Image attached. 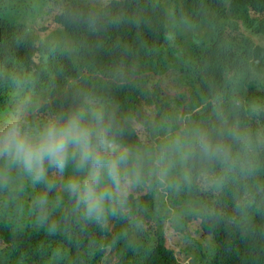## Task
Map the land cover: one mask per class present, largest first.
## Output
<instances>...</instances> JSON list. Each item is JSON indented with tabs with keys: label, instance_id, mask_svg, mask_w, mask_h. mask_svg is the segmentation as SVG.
Segmentation results:
<instances>
[{
	"label": "trees",
	"instance_id": "1",
	"mask_svg": "<svg viewBox=\"0 0 264 264\" xmlns=\"http://www.w3.org/2000/svg\"><path fill=\"white\" fill-rule=\"evenodd\" d=\"M263 78L264 0H0V113L43 120L90 102L117 139L150 145L181 122L264 126ZM259 165L218 192L134 189L101 221L73 211L67 169L49 172L50 190L13 172L0 186V264H264V155ZM245 183L260 187L241 209Z\"/></svg>",
	"mask_w": 264,
	"mask_h": 264
},
{
	"label": "clouds",
	"instance_id": "2",
	"mask_svg": "<svg viewBox=\"0 0 264 264\" xmlns=\"http://www.w3.org/2000/svg\"><path fill=\"white\" fill-rule=\"evenodd\" d=\"M259 111L252 105V114ZM117 127L102 105L90 102L43 120L29 119L21 108L0 113V186L15 172L50 190L55 182L49 172L64 175L67 169L62 187L73 211L101 221L126 211L129 193L137 188L176 191L196 184L218 192L229 182L247 181L264 155V126L205 129L181 122L150 145L122 142ZM259 187L245 183L238 207L246 208ZM48 203L46 194L35 200L41 218ZM195 210L211 211L203 204Z\"/></svg>",
	"mask_w": 264,
	"mask_h": 264
},
{
	"label": "rangeland",
	"instance_id": "3",
	"mask_svg": "<svg viewBox=\"0 0 264 264\" xmlns=\"http://www.w3.org/2000/svg\"><path fill=\"white\" fill-rule=\"evenodd\" d=\"M189 37H188V39H190L194 34H195V30H193V31H191V32H189ZM258 43H261L260 41H258L257 39H255ZM188 81H189V83H192V84H194V85H196V79L193 77V78H191V79H188ZM262 81L264 82V78L262 79ZM188 91H191V89H188L187 90V92ZM185 93V92H184ZM181 94H183V93H180V95ZM196 95V94H195ZM192 96H190V98H191ZM171 214H172V212H169V213H164V215H166V216H171ZM174 214V213H173ZM200 235H196V237H199ZM190 264V263H189Z\"/></svg>",
	"mask_w": 264,
	"mask_h": 264
}]
</instances>
